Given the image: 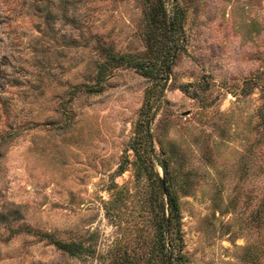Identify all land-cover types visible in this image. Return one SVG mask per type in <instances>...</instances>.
<instances>
[{"label":"rangeland","instance_id":"rangeland-1","mask_svg":"<svg viewBox=\"0 0 264 264\" xmlns=\"http://www.w3.org/2000/svg\"><path fill=\"white\" fill-rule=\"evenodd\" d=\"M163 4L181 21L160 85L127 64L94 76L101 46L146 55L141 0H0V212H21L0 223V264H150L161 163L177 264H264V0Z\"/></svg>","mask_w":264,"mask_h":264},{"label":"trees","instance_id":"trees-1","mask_svg":"<svg viewBox=\"0 0 264 264\" xmlns=\"http://www.w3.org/2000/svg\"><path fill=\"white\" fill-rule=\"evenodd\" d=\"M145 6V16L147 20V30L144 32V42L146 46L145 56H133L128 52L114 51L110 46H101L103 57L95 64V78H101L103 72L108 68L119 64L133 66L141 73L156 80V83L163 84L167 77L169 64L175 51L173 40L177 37L180 29L181 12L173 10L171 16L167 15L163 0H141ZM141 106L142 116L150 106L152 95L148 92ZM141 114V113H140ZM264 115V112L263 114ZM146 118L139 117L136 122V134L133 136L130 147L135 157L145 166L148 174L150 168L147 166L149 161V151L152 149L150 136L146 126ZM264 124V120H263ZM163 178L158 179L155 191L152 193L153 208L155 215V250L146 254L145 261L152 258L150 264H177L180 261V227L178 202L173 191L167 182L165 165L161 163ZM264 217V193L260 195L256 203L253 219L255 226H260V219ZM21 218L18 205L7 207L6 211L0 212V223L9 226ZM46 235L58 248L73 254L79 245L74 240L64 241L52 238L50 233Z\"/></svg>","mask_w":264,"mask_h":264}]
</instances>
